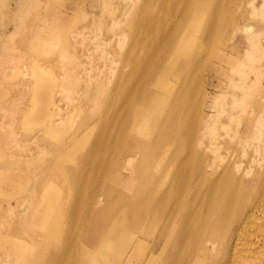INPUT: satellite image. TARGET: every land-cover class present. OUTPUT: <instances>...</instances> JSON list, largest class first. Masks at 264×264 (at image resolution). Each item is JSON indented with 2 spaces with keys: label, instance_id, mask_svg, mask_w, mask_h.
<instances>
[{
  "label": "rangeland",
  "instance_id": "rangeland-1",
  "mask_svg": "<svg viewBox=\"0 0 264 264\" xmlns=\"http://www.w3.org/2000/svg\"><path fill=\"white\" fill-rule=\"evenodd\" d=\"M178 3L0 0V264H21L11 243L33 245L31 237L41 234L43 241H53L51 252L54 239L62 245L68 232L77 238V230L68 226L70 206L98 190L87 179L85 186L91 187L75 194L66 169L83 168L119 77L145 55L147 28L172 15ZM206 3L187 32L185 48L192 59L179 57L169 85L175 87L173 95L187 90L183 120L197 134L195 140L203 141L198 147L213 146L209 125L215 122L219 140L228 141V153L237 154L251 178L264 165L252 162L256 156L264 159V49L252 47L249 38L264 47V15L253 12H260L264 0ZM148 14L156 18L151 26ZM213 18L217 25L210 30ZM168 112L167 107L159 121ZM259 118L262 138L252 139ZM63 139L71 145L60 150ZM97 200V207L110 202L103 195Z\"/></svg>",
  "mask_w": 264,
  "mask_h": 264
},
{
  "label": "bare ground",
  "instance_id": "bare-ground-1",
  "mask_svg": "<svg viewBox=\"0 0 264 264\" xmlns=\"http://www.w3.org/2000/svg\"><path fill=\"white\" fill-rule=\"evenodd\" d=\"M178 1L174 13L165 14L158 26H151L156 18L148 14L144 57L119 77L111 107L96 121L98 132L83 168L66 169L76 183L75 194L91 187L85 186L87 179L98 190L70 206L68 226H74L77 238L68 232L62 245L54 239L52 253L48 245L53 241H43L41 234L31 237L33 245L11 243L21 264L264 262V165L247 178L250 171L241 168L236 153H228V141L219 140L215 122L209 125L213 146L199 148L203 141L195 140L197 134L183 120L187 90L173 95L175 87L169 85L179 57L192 59L193 52L185 48L187 32L201 5H207L206 0ZM253 12L264 15V3L260 12ZM214 24L215 18L207 28ZM36 39L42 41L40 35ZM249 40L252 47L264 49L254 36ZM89 96L94 103L95 90ZM167 107L165 120L159 121ZM261 125L259 118L252 139L262 138ZM60 143V150L71 145L65 139ZM100 195L110 200L106 207H97Z\"/></svg>",
  "mask_w": 264,
  "mask_h": 264
}]
</instances>
